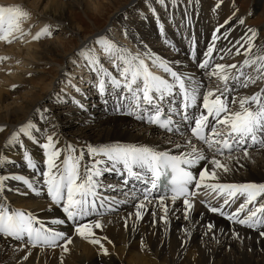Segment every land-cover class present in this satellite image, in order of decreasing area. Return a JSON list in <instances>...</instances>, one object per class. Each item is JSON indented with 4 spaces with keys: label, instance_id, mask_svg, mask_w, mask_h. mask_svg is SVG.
I'll return each mask as SVG.
<instances>
[{
    "label": "snow or ice",
    "instance_id": "snow-or-ice-1",
    "mask_svg": "<svg viewBox=\"0 0 264 264\" xmlns=\"http://www.w3.org/2000/svg\"><path fill=\"white\" fill-rule=\"evenodd\" d=\"M145 2L163 44L178 54L179 48L167 38L153 0ZM183 3L184 0H155L166 12L171 6L172 19ZM223 4L224 0H217L212 11ZM191 5L192 0L184 4L181 27L185 29L192 26L188 12ZM238 11L232 0L230 14L214 27L199 56L195 35L185 37L189 39L186 55L190 63L153 51L139 33L133 32L130 23L121 24L120 31L125 39L135 37V51L117 41L110 26L83 44L75 58H70L74 67L87 72V79L81 75L77 83L76 77L63 72V78L57 81L62 85L60 91L49 99L54 98L57 103L70 100L86 111L85 104L67 90L84 96L80 84L87 83L106 110L111 98L113 112L155 127L166 147L119 141L62 142L55 131L57 124L50 122V109L36 106L25 121L13 126L0 146V237L17 242L14 251L24 252L21 261H26L33 249H39L41 254L59 250V264H64L74 237L94 246L99 256L109 257L113 253L106 243L113 245V241L104 232L112 220L106 223L104 217L118 213L124 205L134 208L120 216L125 230L131 224L133 233L150 206L153 224L158 208L162 213L159 220L167 226L170 205L179 201L182 207L175 210L182 211L189 225L199 202L208 213L264 238V182L224 179L244 167L241 160L250 158V149H264V37L258 36V29L244 27L239 37L230 38L236 26L246 25ZM27 19L30 13L21 6H0V43L28 44L52 39L62 27L59 23L45 24L33 34L23 27ZM123 19L128 21L126 15ZM218 41L226 42L225 46L218 47ZM237 56L243 59L220 62ZM9 59L0 56V62ZM250 85H260L259 90L243 94L241 90ZM17 87L11 85L12 90ZM41 124L45 127L41 128ZM5 131L6 126H0V133ZM25 140L42 151V164ZM13 149L22 155L27 174L8 170L10 166L19 167L9 154ZM111 173L121 178L119 186L104 182L103 177ZM45 192L47 210H59L61 216L42 219L31 211L11 206L7 195L31 193L39 197ZM109 192L116 194H106ZM204 228V235L213 233L212 240L219 243L215 224L209 221ZM193 231L194 226L181 229V249L186 250ZM231 237L241 239L235 229ZM140 247L147 248L143 237Z\"/></svg>",
    "mask_w": 264,
    "mask_h": 264
},
{
    "label": "bare ground",
    "instance_id": "bare-ground-1",
    "mask_svg": "<svg viewBox=\"0 0 264 264\" xmlns=\"http://www.w3.org/2000/svg\"><path fill=\"white\" fill-rule=\"evenodd\" d=\"M29 1L0 0V6H21L29 11L30 19L23 22V27L25 30H30L33 34L45 24L54 26L59 23L62 25L59 31L70 38H73L71 36H75L79 31V27L73 25L72 22L74 19L71 13L73 8L79 7L82 11L88 10L92 11L93 14H97L100 5L98 2L97 4L93 2L94 0H47L45 5H39L40 0H33L32 4ZM28 5L33 8L31 9ZM223 5L215 13L210 12L209 21L215 23L211 28L201 23L203 19H197V21L192 23L190 29L183 32L184 38L195 35L197 50L202 47L203 51L206 48L214 27L218 23H222L230 14V5L228 7H223ZM201 8H205L203 3ZM121 9H123V6L116 9L113 15ZM139 11L143 13L141 10ZM160 11L162 12V10ZM239 14L238 16H244ZM136 17L129 16L133 20ZM31 25L33 26L32 28H30ZM244 27L236 26L235 30L230 34V38L239 37ZM132 29L139 33L144 43L149 44L148 46L153 51L161 53L167 58L176 59L177 55L173 56L174 53L165 52L169 48L167 49V46L163 44L160 36L157 37L159 42L151 41L144 35V31L141 28L134 25ZM98 33H102V30L93 36ZM166 33L167 38L183 51L178 56V59H184L186 63H190L187 61L186 55L188 48L181 47L180 43L176 42L172 29H168ZM258 36L260 37L261 35L258 34ZM87 39L84 38L79 44L87 43L89 41ZM56 41L44 39L40 42L28 44L17 42L12 45H6L0 43V56L10 57L9 60L0 62V126H6V131L0 133V146L3 145L13 126H18L25 121L32 114L33 109L40 105L50 109V122L57 124L55 131L59 134L62 142L76 143L79 141L82 144L87 141L98 144L119 141L147 143L150 145L159 144L162 148L166 147L163 143L162 135L158 133L155 127L147 126L130 117L113 112V100L111 98H109L106 110L101 98L87 83L84 85L80 84L82 91L85 93L84 96L76 94L72 89H68L70 91L67 90L85 104L86 111L80 110L70 100L67 103H57L54 98L49 99L54 78L48 80L45 75L43 76L41 72L43 68L41 66L51 64V53L59 45H56ZM217 43L218 47H224L226 42L218 41ZM242 59L243 57L240 56L234 58L226 57L225 61L220 62L232 63L239 62ZM54 64L58 67L55 70L57 74L63 64ZM108 67L110 68V66ZM80 71L82 72L81 69ZM29 72L32 73L30 77L28 76ZM84 76L87 77L88 75ZM13 84L18 85L15 90L11 89ZM259 86L250 85L248 89H242L241 91L243 94H252V92L258 91L256 89ZM59 87H62V85H59ZM34 119L38 120V117H34ZM40 127L43 128L45 125L41 124ZM25 143L34 154V158L42 164V151L37 146L31 145L27 140H25ZM9 154L19 167L10 166L8 170L27 174V169L23 166L22 155L19 150L13 149ZM249 156V159L241 160L244 167L227 175L224 178L225 182H264V149H250ZM234 166L239 167L235 164ZM103 179L105 183H111L116 186H119L121 182V178L115 173L106 174ZM23 190L27 191V189ZM106 194L114 195L116 193L109 192ZM7 195L11 206L31 211L42 219L47 220L61 216L59 210H47L49 202L46 199V192L39 197L31 193H28V195L7 193ZM181 207L182 204L179 201L176 205H170L172 211L169 213V223L165 226L159 220V216L162 213L158 208L156 209L155 224H153L154 218L152 216V207L150 206L144 218L137 224V231L133 233L131 224L129 229L125 230L120 216L134 211V208L131 205L121 206L118 213L113 214L111 217H104L106 223L109 219L112 220V223L107 225L104 234L113 241L114 247L106 243V247L113 254L109 257L99 256L94 246L89 245L78 237H74L73 245L69 246L71 249L70 254L65 257L64 264H264V238H259L257 232L239 225L230 224L222 217L208 213L206 208L199 202L195 206L192 225H189L183 219L182 211L175 210ZM201 213H204L202 218ZM209 221L215 224L214 234L218 238L219 243L212 240L213 233L204 235V225ZM189 226H194L193 234L186 250L181 249V240L184 239L181 229ZM166 227L167 232L165 231ZM233 229L238 231L241 239H232L231 231ZM141 237L144 238L147 245L144 250L140 247ZM258 239L259 243L257 242ZM16 246L17 242L0 237V264H17L18 261L21 264H59V250L55 252L46 251L41 254L39 249H33L28 259L21 261L24 252L14 251Z\"/></svg>",
    "mask_w": 264,
    "mask_h": 264
},
{
    "label": "rangeland",
    "instance_id": "rangeland-1",
    "mask_svg": "<svg viewBox=\"0 0 264 264\" xmlns=\"http://www.w3.org/2000/svg\"><path fill=\"white\" fill-rule=\"evenodd\" d=\"M46 1L47 0H40L39 5H45ZM93 2H95L96 4L98 2V4H100L97 14H93L92 11L88 10L82 11L79 9V7L76 9L73 8L71 13L74 19L72 22L73 25L79 27V31L75 34V36H71L73 38L65 36L60 31L54 33V37L52 39L54 41L57 40L56 45L59 44L60 46L58 45V48L56 46V48H54V52L51 53V64L41 66L43 68L41 71L43 73V76L45 75L48 80L54 78L51 85L50 94L59 92L61 87H59L57 81L63 78V72L67 71L69 74L76 77L77 83H79V78L81 75H88L85 71L81 72L80 68L74 67L71 63L70 58H75L74 54L82 46L79 44L81 40H83L84 38H88L87 41H90L93 37H95L93 35H95L98 31L102 30L103 32L106 28L111 26L113 29L111 35L121 44L126 45L132 51H135V37L133 36L125 39L121 35L120 31L121 24L131 23V28L135 25L141 28L144 31V35L151 41L154 40L159 42V40L157 39V37L160 36L159 30L156 26L154 17L147 10L145 0H94ZM187 2L188 0H184V3L179 6V9L177 11H175V18L172 19L171 6L169 5L170 11L166 12L159 5H156L155 0H153V6L156 7V10L162 22L165 24V30L167 31L168 29H172L176 42H179L181 47L186 48H188L189 40H186L184 38L183 32L190 28L185 29L181 27V21L184 18V4H187ZM216 2L217 0H192V5L188 10L191 23L197 21V19H203L201 23H204L208 26V28H211L215 23L209 21V15L210 12L215 13L212 11V8L214 7ZM29 3L32 4L33 0H30ZM202 3L205 5V8H201ZM231 3L232 0H224L223 7H228V5H230ZM234 3L239 9L238 14H243V17L246 19L245 27H253L258 29V34L261 35L260 37H264V0H234ZM212 5L213 7H211ZM121 6H123V9L119 10L115 15H113L114 11ZM29 7H31V9L33 8L32 6ZM139 10H141L143 13H140ZM160 10H162V12ZM249 12L252 13L251 16L247 15V13ZM128 13L129 15H127ZM124 15L128 17V21H125L123 19ZM129 16L136 18L135 20H133L132 18H129ZM137 19L138 21L136 22ZM32 27L33 26L31 25L30 28ZM133 32L137 31L133 30ZM165 52L173 53L170 49L166 50ZM180 53H183L182 49H179V53H174L173 56L177 55L176 59H178ZM200 53H202V47L198 49V56L200 55ZM54 63L63 64V66L58 70L57 74L55 73V70L58 67ZM106 66L108 67L109 65ZM85 79H87V77H85ZM256 90H259V88Z\"/></svg>",
    "mask_w": 264,
    "mask_h": 264
}]
</instances>
